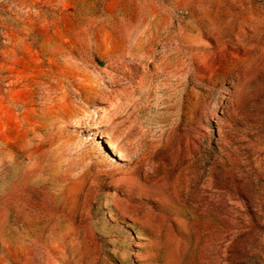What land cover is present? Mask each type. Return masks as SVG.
Segmentation results:
<instances>
[{
	"label": "rangeland",
	"instance_id": "374dc122",
	"mask_svg": "<svg viewBox=\"0 0 264 264\" xmlns=\"http://www.w3.org/2000/svg\"><path fill=\"white\" fill-rule=\"evenodd\" d=\"M0 264H264V0H0Z\"/></svg>",
	"mask_w": 264,
	"mask_h": 264
}]
</instances>
